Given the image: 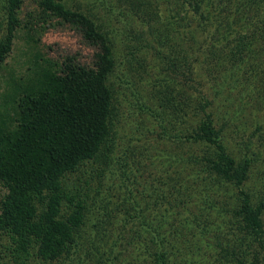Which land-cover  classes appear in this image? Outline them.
Listing matches in <instances>:
<instances>
[{"label": "trees", "instance_id": "obj_1", "mask_svg": "<svg viewBox=\"0 0 264 264\" xmlns=\"http://www.w3.org/2000/svg\"><path fill=\"white\" fill-rule=\"evenodd\" d=\"M25 1L0 0V252L7 243L13 264H22L29 258L36 262L83 264L88 254L95 257L96 264H120L114 253L122 245V238L109 242L104 251H100V243L91 242L89 252H78L87 203L78 198L77 189L74 192L69 186L71 176L84 174L91 167L90 160L107 154L102 146L107 141L113 110L107 78L114 66L108 35L90 14L68 7L64 0H31L35 6L23 13ZM134 1L132 6L139 10L142 1ZM167 17L169 29L164 33L171 43L169 224L170 217L176 216L174 219L188 227L192 236H205L209 220L204 217L201 222V216L210 210L218 215L225 212L224 206L218 208L217 203L225 192L221 184H232L237 188L236 203L225 213L239 218L233 229L239 246L220 247L218 253L223 254L213 264H224L220 261L223 257L226 264H263L264 194L244 188L258 157L248 143H243L241 156H236L224 142L223 126L217 124L211 112L200 118H193L196 113L189 115V96L175 78L185 72L190 78L196 74L195 65L190 69L185 65V53L180 54L185 36L182 22L209 33L205 40L209 57L202 63L215 59L213 79L223 89L248 85L247 74L251 72L255 79H264V0H169ZM53 19L75 26L95 45L91 62H81L76 55L52 58L43 50L38 27L44 32ZM21 29L26 47L16 49ZM196 36L194 33L191 38ZM216 44L222 45L223 52L215 49ZM249 91L242 95L234 116L246 109ZM253 125L254 130L261 129L256 118ZM185 171L190 178L188 186L181 182ZM181 195L196 196L200 214L188 208L193 204L191 199L182 201ZM128 199L130 194L123 202ZM179 203L182 218H177ZM131 209V217L140 220V229L146 235L138 243L140 253L148 255L144 260L150 264H200V258H192L191 252H181L178 259L171 248H166L163 225L145 220L137 206ZM214 237L220 246L218 231ZM193 247L197 251L199 243Z\"/></svg>", "mask_w": 264, "mask_h": 264}, {"label": "rangeland", "instance_id": "obj_2", "mask_svg": "<svg viewBox=\"0 0 264 264\" xmlns=\"http://www.w3.org/2000/svg\"><path fill=\"white\" fill-rule=\"evenodd\" d=\"M131 1L135 2L134 0H64L68 7L88 13L97 21L108 35L114 59V66L107 78L113 104L109 134L105 145L102 146V151L106 150L107 154L90 160L88 166L91 167H88L84 174L71 176L72 181L69 185L74 192L77 189V196H80L78 198L87 203L86 208L83 209L84 226L81 227L78 236L80 249L78 252L81 254L83 251L89 252L91 242L100 243V251H104L108 249L109 242L122 238V245L118 246L114 253L118 263L150 264L149 261L144 260L148 255L140 253L138 246L139 240L145 239L146 235L140 229V220L131 217V213L134 212L131 207L134 205L143 212L145 220L152 223L160 222L163 225L162 234L166 239V248L168 250L171 248L176 257L181 252L183 254L191 252L192 258L195 259L196 256L200 258V264H213L214 260L217 261L223 254V252L218 253L220 247L239 246L237 235L233 232L239 218L229 211L225 213L227 209L234 208L237 188L232 184L225 183L226 186L221 184V189L225 192L217 203L218 208L224 206L225 212L218 215L217 211L210 210L201 216V222L204 217H208L209 223H207L208 233L200 239L192 236L188 227L175 220L176 216L170 217L172 223L169 224V150L171 148L169 47L171 43L164 33L169 29L167 19L169 0H141L139 10L132 6ZM32 6H35L34 2L26 0L23 13ZM180 24L185 30L183 35L186 38V40L182 39V44L180 43L183 48L180 54L185 53V65L190 66V69L195 65L196 71V74L190 78L184 69L185 74L177 75L175 78L176 83L184 86L189 96L186 110L188 114H197L193 118H200L205 112L214 114L217 124L224 128V142L236 156H241L239 151L243 143L249 144L250 151L255 152L258 162L244 188H251L258 195H262L264 194V87H262L264 79H255L247 65L251 72L247 74V77L250 76L246 82L248 85H234L229 88L230 91L223 89L220 83L213 79L215 59H209L210 63H202L209 57L207 54L210 50L206 48L205 41L209 33L201 29L196 31L186 23ZM41 28L38 27L41 47L50 57L62 59L66 55H76L81 62H91L96 47L88 42L75 26L59 23L57 19H53L44 32ZM194 33L198 36L192 39L191 35ZM23 47L25 48L26 45L24 31L21 29L17 32L15 48ZM215 49L223 52L220 44H216ZM250 60L251 58L249 63ZM248 90L250 91L244 106L246 109L242 110L241 115L238 113L234 116L237 106L240 107L242 95ZM225 113H229L228 116ZM253 118L260 120L261 129L254 130ZM179 126L185 128L183 124ZM187 172L182 173L181 182H185L188 186L190 178L188 179ZM123 180L127 181L128 186ZM123 184L129 190L131 197L125 203L123 198L129 194ZM188 199L193 203L186 204L188 208L200 214L198 209L200 202L197 197L181 195L180 200ZM176 210H180L177 218H182L181 203ZM173 211L172 215H174ZM169 229H172V233H169ZM216 231L222 238L220 246H217L214 240ZM197 243L200 248L196 251L193 246ZM153 245L151 244V250ZM4 249L0 252V264H13L10 261L11 254L7 250V243ZM224 258L220 261L226 264ZM29 259L22 260V264H57ZM94 260L95 257L88 254L83 264H96ZM105 262L101 264H106ZM262 262L264 264V257ZM75 263L77 264V261Z\"/></svg>", "mask_w": 264, "mask_h": 264}]
</instances>
